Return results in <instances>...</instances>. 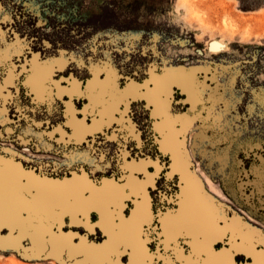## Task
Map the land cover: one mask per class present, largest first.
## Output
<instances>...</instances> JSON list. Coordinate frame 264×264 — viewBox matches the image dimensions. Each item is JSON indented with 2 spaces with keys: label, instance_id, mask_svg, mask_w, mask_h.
Returning a JSON list of instances; mask_svg holds the SVG:
<instances>
[{
  "label": "snow or ice",
  "instance_id": "6c2138e0",
  "mask_svg": "<svg viewBox=\"0 0 264 264\" xmlns=\"http://www.w3.org/2000/svg\"><path fill=\"white\" fill-rule=\"evenodd\" d=\"M92 6L0 0V124L15 117L24 135L43 126L58 133L65 159L48 164L66 177L0 162V245L27 240L60 264H264V232L229 219L188 171L179 140L200 121L197 132L207 127L213 148L223 145L205 165L214 179L226 183L212 168L239 153L259 152L264 171V84L236 66L210 75L169 68L138 31L82 26ZM177 87L187 114H173Z\"/></svg>",
  "mask_w": 264,
  "mask_h": 264
},
{
  "label": "rangeland",
  "instance_id": "374dc122",
  "mask_svg": "<svg viewBox=\"0 0 264 264\" xmlns=\"http://www.w3.org/2000/svg\"><path fill=\"white\" fill-rule=\"evenodd\" d=\"M100 0H85L92 3L91 16L82 26L92 25L97 29L138 31L142 41H151L169 61V68L190 70L205 68L212 71H232L239 68L241 75L251 72L252 84H264V0H104V7L97 11ZM214 40L225 41L228 50L211 53L216 46ZM161 67L163 65L161 64ZM203 79L204 72L196 73ZM223 82V80H221ZM239 86V78L237 80ZM172 110L174 115L187 114L184 93L175 89ZM13 122L0 124V155L22 160L28 166L53 174H63L48 164L64 161L59 152L61 146L43 135L41 128H34L32 134L24 135L20 126ZM200 121L194 122L185 134L179 136L186 149V159L193 173L203 185V190L227 209L226 215L246 222L247 227L264 232V171L259 152L256 155L239 153L223 167L217 163L212 168L221 169L226 183L217 175L214 179L205 165L213 152V133L205 127L198 133ZM199 135V141L196 137ZM157 149H154L156 151ZM161 163L170 157L159 156ZM154 169L149 168V171ZM170 171V169H168ZM172 192L179 191L181 177L172 176ZM171 195V193L169 194ZM91 239V237H90ZM0 264H60L54 254H34L30 248L0 246Z\"/></svg>",
  "mask_w": 264,
  "mask_h": 264
},
{
  "label": "water",
  "instance_id": "95a60500",
  "mask_svg": "<svg viewBox=\"0 0 264 264\" xmlns=\"http://www.w3.org/2000/svg\"><path fill=\"white\" fill-rule=\"evenodd\" d=\"M175 89H178L181 93H185L183 89L181 88H173L172 89V96L171 98H173V93L175 91ZM50 130L45 129L43 130V135L48 138V139H53V140H59V136H53L51 133H49ZM180 140V139H179ZM4 160H9L13 163H15L16 165H18L21 169H23L25 172L31 171L34 175H42L44 177H46L49 180H55V181H59V180H63L65 179V175L63 174H53V173H49V171L47 170H43V168L39 169L36 166H28L26 165L22 160L11 157V156H2L0 155V162H3ZM43 163H45V161H42ZM41 166V165H40ZM67 178H70L67 177ZM62 231H65L66 229L62 228ZM78 235H83V232H78ZM7 235V230L6 229H0V236H6ZM90 238V237H89ZM99 242V241H96ZM73 243H78L77 240H74ZM2 246V245H0ZM30 248V250L32 251V253L34 254H43V253H51V248H49L48 250L43 251L42 253L40 251H34L32 250V245L30 244V242H28L27 240L21 241L19 244V248Z\"/></svg>",
  "mask_w": 264,
  "mask_h": 264
},
{
  "label": "bare ground",
  "instance_id": "6f19581e",
  "mask_svg": "<svg viewBox=\"0 0 264 264\" xmlns=\"http://www.w3.org/2000/svg\"><path fill=\"white\" fill-rule=\"evenodd\" d=\"M214 43L216 44V46L209 49L211 53H217V52H222V51L225 52L229 49L228 44L225 41L214 40Z\"/></svg>",
  "mask_w": 264,
  "mask_h": 264
},
{
  "label": "crops",
  "instance_id": "0c3cea01",
  "mask_svg": "<svg viewBox=\"0 0 264 264\" xmlns=\"http://www.w3.org/2000/svg\"><path fill=\"white\" fill-rule=\"evenodd\" d=\"M184 94H186V93H184ZM6 124V123H5ZM48 130H50L49 131V133H51L52 135H53V133H52V129H50V128H47ZM53 136H59V134L57 133V134H55V135H53ZM3 162H5V163H8V162H10L11 164H14V165H16L15 163H13V162H11V161H9V160H4ZM18 166V165H17ZM20 168V167H19Z\"/></svg>",
  "mask_w": 264,
  "mask_h": 264
},
{
  "label": "flooded vegetation",
  "instance_id": "af4514ba",
  "mask_svg": "<svg viewBox=\"0 0 264 264\" xmlns=\"http://www.w3.org/2000/svg\"><path fill=\"white\" fill-rule=\"evenodd\" d=\"M184 96L186 97V94H184ZM187 104H188V101H187ZM189 105V104H188Z\"/></svg>",
  "mask_w": 264,
  "mask_h": 264
}]
</instances>
